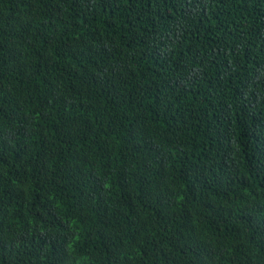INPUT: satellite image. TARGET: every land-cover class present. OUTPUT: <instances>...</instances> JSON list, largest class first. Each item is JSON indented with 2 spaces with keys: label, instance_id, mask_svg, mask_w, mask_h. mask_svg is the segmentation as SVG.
<instances>
[{
  "label": "trees",
  "instance_id": "obj_1",
  "mask_svg": "<svg viewBox=\"0 0 264 264\" xmlns=\"http://www.w3.org/2000/svg\"><path fill=\"white\" fill-rule=\"evenodd\" d=\"M0 264H264V0H0Z\"/></svg>",
  "mask_w": 264,
  "mask_h": 264
}]
</instances>
